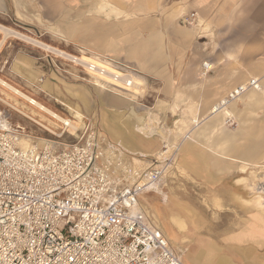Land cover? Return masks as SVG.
Masks as SVG:
<instances>
[{"label":"crops","instance_id":"obj_1","mask_svg":"<svg viewBox=\"0 0 264 264\" xmlns=\"http://www.w3.org/2000/svg\"><path fill=\"white\" fill-rule=\"evenodd\" d=\"M29 1L31 7L28 6V0H25L24 12L22 7L24 1L0 0V18L12 11L14 16H24L26 21L33 19V0ZM165 1L160 0L158 9L164 8ZM112 2L118 4L116 6L119 12L111 13V18H116L118 25H124L123 17L131 13L133 8L144 10L150 4L149 0H112ZM171 5L174 8L168 13L169 16L160 12V16L157 17L159 19L153 28L145 26L142 31H139L145 34L149 31V34L156 36V41H159L154 43L155 49L161 52L160 59L154 62L141 60L137 65L148 76L153 75L155 80L163 84V93L175 94L176 98L183 97L180 95L185 94L183 98H185L186 105L193 104L195 100L198 101L194 94H205V98L202 96L203 110L201 111L209 113L212 104L216 102L213 99L207 101L209 94H226L228 90L251 77L259 78L261 83L260 90H248L240 98L234 100L229 107L237 122L231 129L234 135L232 138L225 139L219 136L218 132L221 130L225 132V128L219 126L220 117L217 114H210V117L205 116L197 124L192 122L189 129L194 130L195 136L190 141L184 142L182 160L191 165L194 161L191 157L193 155L191 150L195 146L202 147L203 152L209 147L224 148L225 152V149L231 146L234 149V155L230 156L232 158H237L239 150L237 151L236 148L239 146L264 147V26L262 25L264 0H171ZM189 13H195L194 22L192 25L185 22L182 24L183 14ZM228 19L234 20L235 24L232 29L239 28L241 35L235 41L236 45L229 48L231 50L229 52L224 51L226 46L220 48L221 42H219L220 36L225 34L224 30L227 28L221 25H227L226 20ZM215 21H218L217 26L214 25ZM204 22L206 27L203 26ZM165 36L168 38L166 39ZM6 37L2 38L3 41L0 40V48ZM216 40L219 45L218 56L209 49L212 44L215 45ZM204 62L208 63L207 67ZM58 74L59 72L53 70L47 78L42 79L40 84L42 89L53 95L55 99L61 95H67V99L80 109L79 111L76 107H69L74 111L76 124H82L85 115L96 120L97 107L89 96L91 93L76 84L64 85L62 82L64 79ZM32 76L35 74L32 73ZM95 79L93 84L98 86ZM136 80L138 82V77ZM101 84L103 85L104 82L102 81ZM138 84L140 86V83ZM10 85L15 88L14 90L30 96L21 88ZM7 89L18 95L9 88ZM102 89L104 91L100 92L99 104L104 110L101 122L107 139L115 142L114 144L123 153L152 155L158 152L160 140L150 137L154 127L136 114L131 104L132 98L108 91L109 89L105 86ZM41 104L52 110L43 103ZM132 109L135 115L130 114ZM21 112L40 122L27 112L23 110ZM150 116L155 115L150 113ZM132 119L135 121L132 122ZM152 119L157 120L156 117ZM136 125H142L145 133L135 129ZM158 125H160L159 121L154 124L155 127ZM250 131L251 133L255 131L257 134H252L250 137ZM240 132L247 133L249 142L242 143L241 136H238ZM256 153V150H250L249 161L255 160L251 156H255ZM202 158L205 159L206 156ZM186 166L185 164L184 167ZM232 173L234 175L227 170H221V172L214 171L209 175L198 176L187 168L184 172H173L167 180L168 183L165 182L160 188L157 187L155 190L139 195L140 207L162 229L171 248L180 254L184 264H258L264 248V215L254 209L250 210L248 217L236 213L241 210V206L235 202L239 197L235 193L237 176L236 172ZM197 178H202L205 186H208L207 189L212 190L217 187L218 190L216 196L220 206H211L207 209L233 213L225 229L212 230V221L199 218L195 214L191 215L189 212L197 211V209L180 197L178 188L182 187L183 181ZM222 186L233 190V201L225 197ZM208 195H211L210 192ZM256 196L258 195L254 196V201Z\"/></svg>","mask_w":264,"mask_h":264},{"label":"rangeland","instance_id":"obj_2","mask_svg":"<svg viewBox=\"0 0 264 264\" xmlns=\"http://www.w3.org/2000/svg\"><path fill=\"white\" fill-rule=\"evenodd\" d=\"M22 1H24L22 7L25 12V0ZM149 1V8L146 7L144 10L133 8L131 13L125 15L123 17L124 25H118L117 19L111 18L112 12L114 14L119 12L116 6L118 4L113 3L112 0H33V19H27L28 21H26L24 16L18 15L19 17H16L11 11L5 17L0 18V23L58 48L64 53L78 55L81 58L90 57L91 60L102 61L110 67L128 70L134 77L136 76L142 81L141 83L139 82L138 91L133 88H129V90L117 88L107 83L103 85L109 89L108 91L118 93L126 98H132L131 104L136 114L143 117L147 124H152L154 127H152L154 131H152L150 137L160 140L158 150H162L167 146L168 152H173L174 160L167 168L158 188L167 182L173 172H184L187 168L198 176L209 175L214 171L221 172V170H227L231 174L236 172L237 179L235 182L237 187L235 193L239 197H237L235 202L241 206V210L236 211V213L248 217V214L251 213L250 210L254 209L264 215V147L239 146L236 148L237 151L239 150L238 156L236 155L237 158H232L230 156L234 155V149L231 146L227 147L225 152L224 148L218 147H209L203 152L202 147L195 146L191 150L193 153L191 157L194 158L191 165L182 160L184 142L190 141L195 136L194 130L189 129L192 122L197 124L203 117L208 115L210 117V114L216 115V113H211V108L209 113L201 111L203 110L201 106L202 99L205 94H194L198 101L195 100L193 104H189L193 105V107H189L185 103V98H183L185 94H179L183 97L176 98L175 94L163 93V84L155 80L153 75L148 76L137 65L141 60L143 62H154V60H158L161 57V52L155 49L154 42H159L156 41V36L150 35L149 31L146 34L139 31H142L145 26L153 28L159 19L157 17L160 16V12H163V15L166 16L174 8L171 5V0L165 1L166 4L163 9H158L160 0ZM28 6L31 7L29 0ZM205 22L203 26L206 27ZM217 22L215 21L214 25L217 26ZM226 22L227 25H221V27L227 28L224 30L225 34L220 36L221 40L219 42H221L220 48L226 46L227 48L224 51L228 50L229 52L231 51L229 48L236 45L235 41L241 35L239 28L232 29L235 24L233 19H228ZM262 22L264 26V19H262ZM3 36L0 31V40ZM165 37L166 39L168 38V36ZM212 46L209 49L214 55L217 54L218 56V41L216 40L215 45L212 44ZM214 46L216 47L214 48ZM53 70L59 72L58 75L64 79V81L62 80L64 85L76 84L91 93L89 96L97 107L96 120L90 116H85L91 118L104 133L103 123L101 122L104 110L101 109L99 104L100 92L103 89L93 84L94 77H92V73L64 58V55L40 48L38 45L12 34L6 37L0 48V78L21 88L22 91L60 116L74 117V111L69 107H76V109L78 107L67 99V95H61V97L55 99L53 95L43 90L40 85L42 79L47 78L48 74ZM32 73L35 76H32ZM0 94H2L6 102H11L18 110H23L42 122H36V120L30 119L5 103L0 102V108L9 113L8 121L12 125L18 123L25 127L28 136L22 140V145H26L27 142L31 141L42 143L45 139H55L48 129L58 132L59 122L46 112L31 105L27 100L13 94L1 84ZM224 95L209 94L208 100L205 99V101L211 99L218 101ZM206 102L205 106H207ZM228 110L230 112L228 114L224 112L217 114L220 117L219 126L224 127L226 133L222 130L217 132L220 137L225 139H230L234 136L231 129L237 124L231 110L229 108ZM150 113L155 116H150ZM153 117H156L157 120L152 119ZM227 117H230L231 121L227 122ZM125 118L127 119V116ZM131 121L134 122L135 119ZM158 121L160 125L155 127L154 124H157ZM75 125L78 126V124ZM220 129L222 128L220 127ZM249 134H251V137L252 134L256 135L257 133L255 131L251 133L250 131ZM238 136H241L242 143L249 142L247 133L240 132ZM61 140L72 142L74 141V136L65 134ZM251 149L257 151L255 156H251V158H255L254 161H249ZM204 156H206L205 159L202 158ZM185 164L187 165L186 167H184ZM183 183L182 187L178 188L180 197L197 209V211H190L189 213L191 215L195 214L199 218L211 220L212 230L225 229L233 213L231 211L207 209L211 206H220L217 203V187L212 190L207 189L208 186H205L202 178L184 180ZM222 187L225 197L233 201V190L226 186ZM209 192L211 195H208ZM255 195L259 196L260 204H257L256 200L254 201ZM258 196L255 199H258ZM258 264H264V248L261 251V258L258 260Z\"/></svg>","mask_w":264,"mask_h":264},{"label":"built area","instance_id":"obj_3","mask_svg":"<svg viewBox=\"0 0 264 264\" xmlns=\"http://www.w3.org/2000/svg\"><path fill=\"white\" fill-rule=\"evenodd\" d=\"M183 17L192 25L195 13ZM65 54L92 74L111 76L107 84L134 85L128 70L117 67L113 75ZM259 84L251 77L234 86L211 113ZM0 102L21 113L2 94ZM8 118L0 108V264H184L138 201L173 162L167 146L152 155L122 153L87 116L75 128L52 117L60 124L58 132L48 129L55 139L23 146L25 127H5ZM65 134L74 141L61 140Z\"/></svg>","mask_w":264,"mask_h":264},{"label":"bare ground","instance_id":"obj_4","mask_svg":"<svg viewBox=\"0 0 264 264\" xmlns=\"http://www.w3.org/2000/svg\"><path fill=\"white\" fill-rule=\"evenodd\" d=\"M0 31L3 33V39L6 37V36H8V35H15L16 37H19V38H22V39H25L26 41H28V42H30V43H33V44H36V45H38L40 48L42 47L43 49H46V50H48V51H51V52H54V53H57V54H59V55H64V56H66V54L64 53V51H62V50H60V49H58V48H55V47H53V46H50V45H48V44H45V43H43V42H41L40 40H37V39H35V38H33V37H31V36H28V35H26V34H23V33H21V32H18V31H16V30H14V29H12V28H10V27H8V26H5V25H2V24H0ZM37 38V37H36ZM2 40V39H1ZM3 41V40H2ZM1 44V43H0ZM90 57H83L82 58V60H85V61H88V62H90V63H88V64H90V67H91V65H95V66H97L98 68H101L102 66L104 67V66H106V68H107V70H108V73H110L111 74V72H113V75H114V73H116V74H118L119 75V71H117L116 69H114L113 67H110L109 65H107V64H105V63H103L102 61H100V62H98V61H95V60H91V59H89ZM204 64H205V62H204ZM206 65L208 66V63L206 62ZM99 70V69H98ZM102 73L101 72H98V74H92V77H94V78H96L95 79V81L97 82V84H98V86H101V88H104V85H105V83H107V82H111L112 80H114L113 78H111V76H109V75H101ZM132 79L130 80V83L129 84H134L133 86H131V87H126L125 88V90H129V88H133L135 91H138V88H139V82L141 83V81L140 80H138V82H137V80H136V76L134 77V76H132L131 77ZM104 82V85H102L101 84V82ZM0 84L1 85H3L4 87H7V88H9L10 90H12L14 93H18V95L19 96H21L22 98H24V99H26L31 105H33V106H36L37 108H39L40 110H42V111H44V112H46L47 114H49L51 117H55V118H57V119H59V120H62V121H64V122H66V123H68L69 125H70V127L71 128H75V127H77V125H75L76 123H75V117L74 118H68V117H62V116H60L58 113H56L55 111H52V110H49L48 108H46V107H44L40 102H38L37 100H35V99H33V98H31L30 96H27L26 94H24V93H22V92H18L17 90H14L15 88L13 87V86H11L9 83H7L6 84V82L5 81H3L2 79H0ZM106 87V86H105ZM253 90H260L261 89V84H259L258 85V87L257 88H252ZM252 89H249V90H252ZM134 91V92H135ZM248 91V90H247ZM246 91V92H247ZM245 92V93H246ZM137 93V92H136ZM244 93V94H245ZM243 95V94H242ZM241 95V96H242ZM240 96V97H241ZM239 97V98H240ZM233 102L234 101H232V102H230L229 103V105L227 106V109H225L223 112L224 113H226V114H228V113H230L229 112V110H228V108L233 104ZM217 104H218V101H216L214 104H212V106H211V108H212V110L211 111H213V110H215V109H217ZM14 106V105H13ZM22 113V112H21ZM23 114V113H22ZM130 114H133V115H135V113L133 112V109L130 111ZM216 114H222V112L220 111V112H216ZM24 115V114H23ZM24 116H26V115H24ZM26 117H28V118H32V117H30V116H26ZM33 119V118H32ZM139 120H140V122L142 121L140 118H139ZM37 122V121H36ZM9 121H8V119H7V122H5V127H9ZM40 123H42V122H40ZM79 126V125H78ZM135 129H137V130H141L143 133H145V131H144V129L142 128V125H136L135 127H134ZM23 140V139H22ZM22 140H21V143H22ZM48 140H50V139H48ZM114 144V143H113ZM28 145H30V142H27V145H23V146H28ZM116 145V144H115ZM117 146V145H116ZM118 147V146H117ZM119 148V147H118ZM119 150H121L120 148H119ZM121 152L123 153V151L121 150ZM256 201H257V204H260L259 203V196H258V199H255Z\"/></svg>","mask_w":264,"mask_h":264}]
</instances>
